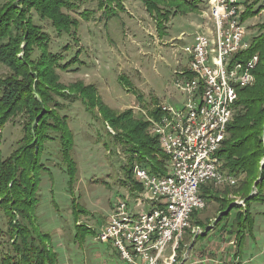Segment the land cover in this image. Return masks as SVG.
Segmentation results:
<instances>
[{
    "label": "rangeland",
    "instance_id": "rangeland-1",
    "mask_svg": "<svg viewBox=\"0 0 264 264\" xmlns=\"http://www.w3.org/2000/svg\"><path fill=\"white\" fill-rule=\"evenodd\" d=\"M187 1L198 3V8L181 6L173 13L175 5H171L172 13L162 22L160 31L154 14L146 8L145 0H73L75 8L69 14L77 20L76 25L61 33L48 21L33 16L34 22L48 33L52 52L61 56V64L66 65V69L55 70L56 88H61L62 95L52 94L50 97L54 102L46 107L60 117L67 115L73 135V174H70L67 163L61 161L58 133L53 131L48 133L53 139L46 140L39 149L38 163L42 166L34 169L37 177L33 194L34 222L42 232L49 233V247L57 255V264H124L111 242H96L92 234H86L83 244H79L74 224L75 221L76 224L83 223L97 231L116 199L131 194V189L135 188L133 172L129 179L124 168L128 165V154L112 137L115 131L100 118L97 107L89 108L85 100L68 86L91 84L98 93V100L111 111L121 113L132 109L136 116H144L159 102L182 100L175 88L173 71L187 62L182 47L192 43L194 30L205 27L208 21L207 0ZM244 1L239 0V9L249 39L258 33L264 22V0L259 3L262 9L258 13L243 18ZM182 33L184 40L179 39ZM9 72V67L0 62V76ZM36 120L29 121L21 112L3 125L0 129V160L26 145L25 127L29 123L31 128ZM237 179L239 181L240 177ZM208 183L213 190L209 198L211 205H205L191 215L189 228L182 234L176 250L179 262L183 261L184 255L187 258L191 248L192 254L199 249L198 245H193L196 237L200 241L202 237H221L224 230L231 232L232 227L236 230V212L231 209L228 217L206 235H194L193 229L200 227L204 231L206 226L215 223L214 217L227 206V200L237 206L243 201L245 205L240 196L233 194L234 187H224V181L205 184ZM256 191L254 186L251 195ZM224 198L225 201L219 200ZM240 207L244 212V207ZM150 208L149 204H143L134 207L133 211H148ZM248 210L252 230L244 232L240 259L248 261L243 264H264V201L252 203ZM18 219L21 221L17 215ZM0 229L1 264L6 253L13 254L8 218L1 208ZM233 245L237 246L235 241ZM169 253L170 243L159 264H167ZM199 258L194 257L195 260Z\"/></svg>",
    "mask_w": 264,
    "mask_h": 264
},
{
    "label": "trees",
    "instance_id": "trees-1",
    "mask_svg": "<svg viewBox=\"0 0 264 264\" xmlns=\"http://www.w3.org/2000/svg\"><path fill=\"white\" fill-rule=\"evenodd\" d=\"M260 1L245 0L243 18L258 13L262 9ZM145 4L147 10L154 14L159 31L167 15L176 13L178 7L198 8V3L187 0H145ZM171 5H175L172 12L169 9ZM74 8L73 0H3L0 3V62L10 69L8 74L0 76V129L17 113H25L29 121L37 119L31 128L29 123L25 127L26 145L0 160V208L8 218L13 248V254L6 253L1 264H57V255L49 247V233L42 232L34 222L33 194L37 184L34 169L39 165V149L46 140L53 139L48 134L53 131L58 133L61 161L67 163L70 174H73V135L67 115L60 117L46 107V104L54 102L50 97L52 94L62 95L61 88H56L55 70L66 65L61 64V56L52 52L48 33L34 22L33 16L48 21L54 30L61 33L76 25L77 20L69 14ZM254 54L258 56L252 71L254 81L237 89L233 118L215 153L221 173L236 178V184L225 182L224 187H234L233 194L240 196L245 205L244 212H241L239 205L227 200L225 208L218 207L221 209L214 217V226L227 218L231 209L235 210L237 227L233 233L238 248L245 238L244 232L252 230L249 206L264 201V22L260 24L258 33L252 36L250 46L242 57ZM68 87L73 88L89 108L97 107L100 118L115 131L112 135L114 141L123 145L128 154V165L124 168L129 179L133 163L156 175L168 172L167 157L161 151L157 137L150 132L145 116H136L132 109L114 113L98 100V93L91 84L84 86L77 83ZM147 114L156 116L158 110L154 108ZM237 177H240L239 181ZM132 182L135 188L131 189V193L139 192L141 184L135 179ZM211 186L203 184L199 189L207 206L211 205ZM254 186L257 193L251 195ZM219 200L225 201V198ZM17 215L21 221L17 220ZM76 223L75 238L79 244H83L86 234H92L96 239V229ZM205 228L203 236L209 230L208 226Z\"/></svg>",
    "mask_w": 264,
    "mask_h": 264
},
{
    "label": "built area",
    "instance_id": "built-area-1",
    "mask_svg": "<svg viewBox=\"0 0 264 264\" xmlns=\"http://www.w3.org/2000/svg\"><path fill=\"white\" fill-rule=\"evenodd\" d=\"M240 6L239 0H207V25L194 30L193 42L182 47L187 62L173 71L182 100L157 103L156 116L144 113L167 157L168 172L156 175L133 163V176L142 189L117 198L96 234L98 241L112 243L125 264H159L169 243L167 264H183L185 255L177 261L176 250L192 212L206 205L201 185L236 182L221 173L215 153L232 120L237 89L253 82L258 61L256 54L242 57L251 38H246ZM184 38L182 33L179 39ZM143 204L150 210L133 211ZM238 205L244 207L243 201ZM204 232L193 229L194 235Z\"/></svg>",
    "mask_w": 264,
    "mask_h": 264
},
{
    "label": "crops",
    "instance_id": "crops-1",
    "mask_svg": "<svg viewBox=\"0 0 264 264\" xmlns=\"http://www.w3.org/2000/svg\"><path fill=\"white\" fill-rule=\"evenodd\" d=\"M208 227H210L209 230H213L215 228L214 224L208 225ZM197 239L193 245H198L199 249H196L194 251L195 253L192 254V248L190 246V254L188 252V256L184 260L183 264H243L248 262L242 261L240 259L243 240L241 242L240 248H238V246L234 247V245L231 244V242L235 241V236L233 235V227L231 232L224 230L221 237H202L200 241H198ZM101 255L102 254H100V256ZM195 256H198L200 258L195 260ZM201 259L203 260L202 262H197Z\"/></svg>",
    "mask_w": 264,
    "mask_h": 264
},
{
    "label": "water",
    "instance_id": "water-1",
    "mask_svg": "<svg viewBox=\"0 0 264 264\" xmlns=\"http://www.w3.org/2000/svg\"><path fill=\"white\" fill-rule=\"evenodd\" d=\"M208 229V228H207Z\"/></svg>",
    "mask_w": 264,
    "mask_h": 264
}]
</instances>
